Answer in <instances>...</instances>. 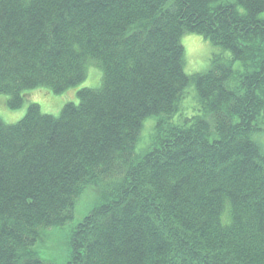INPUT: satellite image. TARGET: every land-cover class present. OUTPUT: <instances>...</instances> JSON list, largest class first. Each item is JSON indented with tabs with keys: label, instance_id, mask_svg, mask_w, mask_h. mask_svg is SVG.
<instances>
[{
	"label": "trees",
	"instance_id": "1",
	"mask_svg": "<svg viewBox=\"0 0 264 264\" xmlns=\"http://www.w3.org/2000/svg\"><path fill=\"white\" fill-rule=\"evenodd\" d=\"M185 33L228 61L186 74ZM92 62L58 117L0 118V264H264V0H0L10 109Z\"/></svg>",
	"mask_w": 264,
	"mask_h": 264
},
{
	"label": "rangeland",
	"instance_id": "2",
	"mask_svg": "<svg viewBox=\"0 0 264 264\" xmlns=\"http://www.w3.org/2000/svg\"><path fill=\"white\" fill-rule=\"evenodd\" d=\"M180 44L184 49V71L188 75L195 73H201L211 68V60L218 58L219 61L227 62L230 57L229 53L223 51L219 47L213 46L208 40L204 39L200 35L193 33H185L180 40ZM102 73L101 69L96 64L89 63L86 68L85 79L78 85L69 88L67 91L60 94H54L46 88H38L29 92V98L23 103L19 109H10L7 106L9 97L6 95H0V118L7 125H13L19 122L26 114L27 108L30 104H37L41 113L58 117L60 110L67 103H78L77 91L83 88L96 89L101 82ZM186 95L183 100L184 111L191 115L198 109V100L196 99V93L193 88L189 87L186 90ZM153 120H148L150 124ZM146 125V127H147ZM145 129L142 131V136L145 135ZM260 137V138H259ZM256 137V142L264 149V132ZM90 200L86 196H83L80 200L81 210L76 216L78 220L82 214L86 213ZM56 235V234H55ZM54 235V236H55ZM60 235V234H59ZM50 235L49 238L52 242H47L42 245L40 255L45 260L53 257L58 260V254L61 255V248L58 244V239ZM56 242V244H55Z\"/></svg>",
	"mask_w": 264,
	"mask_h": 264
}]
</instances>
